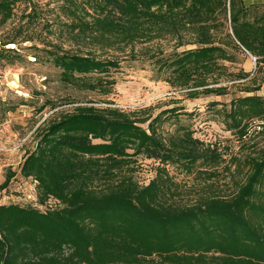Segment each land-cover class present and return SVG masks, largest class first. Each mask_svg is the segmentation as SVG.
Masks as SVG:
<instances>
[{
  "label": "trees",
  "instance_id": "1",
  "mask_svg": "<svg viewBox=\"0 0 264 264\" xmlns=\"http://www.w3.org/2000/svg\"><path fill=\"white\" fill-rule=\"evenodd\" d=\"M14 4L0 0V28ZM68 18L71 39L86 46L38 49L63 85L108 96L120 68L108 53L131 60L140 53L189 98L234 95L221 122L240 148L256 132L264 137V98L256 94L264 82V0H82ZM246 54L254 73L228 72L224 63ZM87 103L46 123L26 152L18 174L35 184L44 209L0 204V264H264V151L241 157L182 125L165 131L178 121L175 108L152 116ZM139 158L157 164L147 184L135 180ZM225 162L229 172L245 170L231 195L176 199L169 168L209 186ZM49 200L57 205L47 207Z\"/></svg>",
  "mask_w": 264,
  "mask_h": 264
},
{
  "label": "rangeland",
  "instance_id": "2",
  "mask_svg": "<svg viewBox=\"0 0 264 264\" xmlns=\"http://www.w3.org/2000/svg\"><path fill=\"white\" fill-rule=\"evenodd\" d=\"M29 1L15 0L12 18L0 28V43L14 38L18 49L12 52L6 47L0 48V70L6 74L8 82L0 87V185L7 174L15 173L8 186L0 190V204L44 209L37 204V191L33 182L19 176V166L26 152L35 148L37 133L46 123L87 102H93L95 107L110 105L126 112L147 109V114L152 116L175 108L178 109L176 113H179L178 121L171 119L166 122L162 128L165 131L173 132L177 125H182L205 143L216 144L222 151L241 157L252 150L264 151V137L256 134L258 132L252 135L248 144L240 148L236 138L225 130L221 122L222 109L228 106L234 95L189 98L186 90L171 88L152 62L138 57L140 53H137L136 60L128 58L125 55L127 53L120 54L124 56L108 53L117 56L120 61L119 70L113 74L114 89L108 96L63 85L59 81V70L38 49L73 52L86 46L87 42L76 44L77 41L71 39L67 28L70 22L68 11L82 0ZM139 49L140 46H137L135 51L139 52ZM36 55L38 58H35ZM224 65L230 73L242 69L251 76L255 71L253 57L248 54L237 56L236 64ZM18 91L25 96L18 95ZM256 94L264 98V82ZM107 101L111 104H106ZM212 102L219 104L211 106ZM225 159L228 160L227 156ZM138 163L135 180L139 184H147L154 177L157 164L142 158H139ZM227 164L225 162L218 168L219 179L212 181L213 184L209 186L204 185L197 176H186L169 168L173 181L178 185L176 199L187 202L209 194L223 197L231 195L235 187L233 180L240 179L245 170L243 168V172L232 173L233 169L230 172L226 170ZM56 205L54 200L47 202V207Z\"/></svg>",
  "mask_w": 264,
  "mask_h": 264
},
{
  "label": "built area",
  "instance_id": "3",
  "mask_svg": "<svg viewBox=\"0 0 264 264\" xmlns=\"http://www.w3.org/2000/svg\"><path fill=\"white\" fill-rule=\"evenodd\" d=\"M6 48L9 49V50H11V51H13V50H16V45L10 44V45H7ZM6 77H7L6 74H4V72H2L0 70V87L3 86V85H7L8 84ZM17 93L20 96H25L24 93H21L20 92L21 93L20 94L19 91Z\"/></svg>",
  "mask_w": 264,
  "mask_h": 264
},
{
  "label": "water",
  "instance_id": "4",
  "mask_svg": "<svg viewBox=\"0 0 264 264\" xmlns=\"http://www.w3.org/2000/svg\"><path fill=\"white\" fill-rule=\"evenodd\" d=\"M253 61L255 62V59L253 58Z\"/></svg>",
  "mask_w": 264,
  "mask_h": 264
},
{
  "label": "crops",
  "instance_id": "5",
  "mask_svg": "<svg viewBox=\"0 0 264 264\" xmlns=\"http://www.w3.org/2000/svg\"><path fill=\"white\" fill-rule=\"evenodd\" d=\"M34 184V183H33ZM35 185V184H34Z\"/></svg>",
  "mask_w": 264,
  "mask_h": 264
}]
</instances>
